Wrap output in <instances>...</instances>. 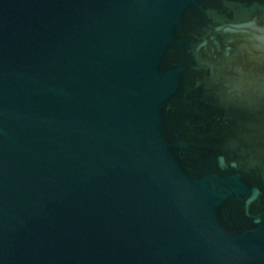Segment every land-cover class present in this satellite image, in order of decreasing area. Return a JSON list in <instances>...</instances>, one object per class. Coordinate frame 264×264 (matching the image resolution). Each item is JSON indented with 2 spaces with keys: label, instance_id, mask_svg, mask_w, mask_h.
<instances>
[{
  "label": "water",
  "instance_id": "obj_1",
  "mask_svg": "<svg viewBox=\"0 0 264 264\" xmlns=\"http://www.w3.org/2000/svg\"><path fill=\"white\" fill-rule=\"evenodd\" d=\"M0 264H264V0H0Z\"/></svg>",
  "mask_w": 264,
  "mask_h": 264
}]
</instances>
